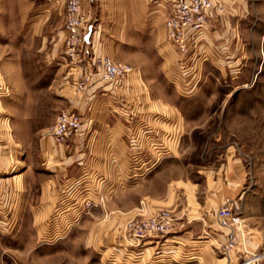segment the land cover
Segmentation results:
<instances>
[{
    "label": "rangeland",
    "instance_id": "rangeland-1",
    "mask_svg": "<svg viewBox=\"0 0 264 264\" xmlns=\"http://www.w3.org/2000/svg\"><path fill=\"white\" fill-rule=\"evenodd\" d=\"M26 1L0 0V60L5 67L2 76L12 85L7 84L12 88L10 97L0 102V119L4 123L0 133L5 130L0 139V153L4 150L14 152L18 165L15 175L27 171L23 174V186L26 184L27 190L25 194L23 190L18 200V210L6 216L8 225L0 233V264H156L155 261L171 264L168 253L174 245H169L165 239H154V243L149 244L150 240L139 242L121 233L123 244L106 242L111 229L105 227L109 213L102 209L104 197L80 193L88 184V172L77 174L72 184L77 192L72 195L71 186L60 184L61 192L50 197V211H31V206L40 203L41 182L52 179V174L42 166L41 141L47 137L46 130L58 114L67 107L65 100L56 93V82L51 84L58 74L51 52H37L42 42L53 44L54 40L42 41L41 37L33 36L36 31L31 30V23L36 10L26 8L31 0ZM41 1L48 9V4L55 0ZM244 1L248 16L239 25L237 23L240 64L236 68L217 61L215 49L222 39L216 36L205 41L206 50H209L201 66H194L189 52L181 55L170 44L160 53L161 63L155 53H137L144 59L138 61L147 65L152 101H157L160 108L169 105L177 108V119L182 117L181 124L171 128L175 134L173 139L179 141L176 146L162 131L165 136L160 135L156 145L151 147L160 157L178 156L176 163H147L143 182H155L158 189L153 188L161 192L163 183L169 178L183 177L199 186L204 178L205 189L206 181L211 186L218 178L229 174L232 179V175L237 174L245 192L239 202L240 215L242 219L254 220L264 230V0ZM51 22L54 26L60 24L61 17L54 13ZM63 54L57 53L61 57L65 56ZM86 57L91 55L87 53ZM65 60L67 68L59 73L60 76L77 71L69 59ZM169 119L160 117V124L166 129L172 123ZM193 127L195 130L191 133ZM153 175L160 178L152 180ZM17 179L22 181L20 177L14 178ZM129 200L139 202L133 196H129ZM141 203L138 207L145 208ZM95 205L100 206L94 208ZM205 237L204 234L203 244L197 241L186 244L185 249L197 253L192 256L196 257L195 261L190 258L176 261L228 264L234 259L228 251L220 250L222 254L219 253V248H214L217 246L214 240ZM202 247L208 249V255L201 251ZM141 252L143 255L138 256ZM142 257L149 260L146 262Z\"/></svg>",
    "mask_w": 264,
    "mask_h": 264
},
{
    "label": "crops",
    "instance_id": "crops-1",
    "mask_svg": "<svg viewBox=\"0 0 264 264\" xmlns=\"http://www.w3.org/2000/svg\"><path fill=\"white\" fill-rule=\"evenodd\" d=\"M81 2L86 17L82 31L85 53L93 57L110 56L109 58L114 62L128 65L134 71L118 85L108 84L93 73L85 90L78 91L76 84L81 73L86 70V60L83 55H81L82 61L79 66H75L77 70L75 73L69 71L65 76L59 75L63 69L67 68L66 56L57 55L58 52L64 53L66 35L63 25L66 0L50 2L48 9H46L47 4L41 0L38 2L31 0L26 4V8L36 10L31 23V30L36 31L33 36L41 37L42 41L54 40L53 44L42 42L37 49V52L50 51L54 58L53 62L58 67V74L51 80V84L56 82L58 86L56 93L65 100L66 107L80 115L84 121L78 136L62 144L50 137H43L40 145L42 166H45L46 170L52 174V179L41 182L40 203L31 206V211L40 213L50 211V197L57 196L61 192L60 184L64 183V187L67 184V188L71 186L69 191L72 195L77 192L75 190L77 188L72 185L77 174L88 172V184L80 193L104 197L102 209L109 213L107 217L109 221L105 227L111 229L106 242L123 244L121 238L123 239L124 236L121 233L125 235L124 226L130 220V215L134 218L149 215L154 211L167 210L175 218L174 227L165 239L168 244L174 245L169 250L168 258H171V264L173 262L188 264L189 262L181 263L176 259L194 260L196 258L192 256L195 254L197 256V253L191 249H185L189 242L197 241L203 244L204 234L208 231L214 233L215 242L216 240L220 244L226 242V231H221L216 226L215 212L228 206L234 207L241 214L239 202L244 198L245 192L240 186V180L236 178L237 174L232 175V179L229 174L218 178L212 181L211 186L206 181L205 189L204 178L200 186L183 177L169 178L167 183H163L161 192H157L155 182H151L152 185L150 182H143L147 163L148 165L165 164L171 161L176 163L178 158L176 155L160 157L151 151V147L156 145L155 141L160 135L163 137L168 135V141L175 146L178 144L179 141L177 142L176 138L173 139L175 134L171 128L180 125L182 117L179 115L181 118L177 119V108L170 105L160 108L157 101H152L145 70L147 65L139 62V58L143 59V57L137 55V53L144 54L146 51L152 52L161 63L160 53L170 44L164 28L167 10L162 3H156L154 0H81ZM223 3L225 15L212 23L189 47L190 61L194 62V66L204 65V54L209 50H206L205 41L213 36L222 39L221 44L215 49L218 51L217 61L235 68L240 64L236 31L237 23L239 25L248 16L246 3L244 0H223ZM54 13L61 17L60 24L55 26L51 22ZM4 68L0 60V89L2 87L8 89L6 95L0 92V102L12 94V88L7 85L10 82L2 76ZM161 116L171 119L169 121L172 123L168 124V129L160 124ZM1 126H4V123H1L0 119V129ZM194 130L193 127L190 132L193 133ZM162 131L166 134L164 135ZM4 133L5 130L0 133V139L5 135ZM175 146L174 150L177 149ZM2 152L0 153L2 198L0 226L8 222L7 215L18 210L23 190L24 194L27 190V185L23 186V174H27V171L15 175L18 165L14 152L12 150ZM7 174L13 175L2 178ZM59 176L62 180H59ZM19 177L22 181L14 180ZM159 178L158 175H153L152 180ZM146 186L152 187L146 190L144 189ZM129 196L137 198L139 202H135L136 200L130 202ZM145 200L146 204L143 202ZM138 203L143 204L145 208H139ZM98 206L100 205H95L94 208ZM256 224L254 220L243 219L236 247L229 252L234 255V259L228 264L231 262L264 264V234L262 232L264 230ZM214 248L217 250L218 245ZM201 251L206 255L209 254L207 248L202 247ZM217 251L221 252L220 249ZM202 255L204 256V253ZM259 255L261 257H258ZM142 259L146 262L149 260L148 257H142Z\"/></svg>",
    "mask_w": 264,
    "mask_h": 264
},
{
    "label": "built area",
    "instance_id": "built-area-1",
    "mask_svg": "<svg viewBox=\"0 0 264 264\" xmlns=\"http://www.w3.org/2000/svg\"><path fill=\"white\" fill-rule=\"evenodd\" d=\"M154 2L162 3L165 6L167 14L164 20V28L167 41L181 55H186L194 41L212 23L224 16L226 11L223 0H154ZM85 23L86 17L81 0H67L64 21V32L66 35L64 55L69 59L71 65L77 67L82 61L81 55L86 60V70L81 73L76 84L77 90H85L93 71L104 82L118 85L132 74V67L116 63L107 56L86 57L84 36L82 34ZM0 92L6 95L8 89L2 87ZM83 122V118L80 115L66 108L58 114L53 125L46 130L47 137L59 144L72 140L78 136ZM87 205L91 204L87 203ZM215 221L216 226L221 231H226V242L224 244L218 243L217 240L215 242L214 233L211 231L205 234V239L210 237L224 253L232 251L236 247L238 235L243 226L242 217L234 207L224 206L215 212ZM174 223L175 218L169 211L159 210L145 217L140 216L128 220L125 223L124 232L135 241L145 242L150 240L154 243V239H167L174 227ZM6 225H8V222L0 226V233L4 231ZM138 254L142 255L143 253ZM155 262L156 264L158 263V261Z\"/></svg>",
    "mask_w": 264,
    "mask_h": 264
}]
</instances>
